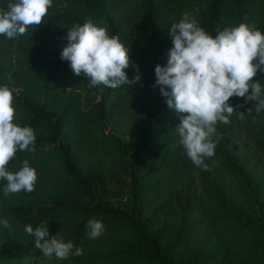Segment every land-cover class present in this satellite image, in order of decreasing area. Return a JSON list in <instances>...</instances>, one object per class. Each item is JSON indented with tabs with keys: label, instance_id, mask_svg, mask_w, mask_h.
Returning a JSON list of instances; mask_svg holds the SVG:
<instances>
[{
	"label": "trees",
	"instance_id": "16d2710c",
	"mask_svg": "<svg viewBox=\"0 0 264 264\" xmlns=\"http://www.w3.org/2000/svg\"><path fill=\"white\" fill-rule=\"evenodd\" d=\"M10 2L14 3L15 0H0V9H6ZM163 2L164 10L160 12L153 0H53L52 7L40 25L29 26L24 35L13 39L0 35V86L7 85L13 92L14 123L31 127L36 136L35 152L18 150L7 168H18L25 159L51 152L57 156L65 175L72 182L69 198L34 207L0 202V209L22 229L25 225H31L33 229L46 225L50 236L59 233L65 242L72 241L76 247L82 248L83 254L70 256L66 260L68 264H169L165 260L166 254L179 236L175 235L167 243H161L157 234L146 228L147 217L138 212L140 192L136 184V171L146 164L147 157L127 150L126 145L107 127L106 111L112 100L125 96L133 89L155 83V66L166 65L168 49L172 47L168 33L172 23L178 22L183 13L189 12L213 38L219 31L240 23L255 26L264 34L261 29L264 0ZM192 2L194 5L190 7ZM86 19H91L96 26L106 28L110 36H117L126 48L129 47V57L139 69L140 81L115 89L103 85L89 88L83 74L75 76L71 71V78L83 91L80 99L77 95L72 96L60 106L36 101L39 87L50 84L51 77L47 75L43 82L38 79L29 80L31 63L53 58L69 65L68 61L60 59L62 47L67 44V29L77 23L83 25ZM5 60L29 61L26 71L20 72L17 67V71L14 70L12 74L13 81H7L2 67ZM125 72L129 80L137 74L131 66ZM253 81H259L264 86V73L257 71ZM110 93L111 98L108 97ZM232 98L237 112L253 109L245 113L243 120L236 114V118L230 117L228 125L219 122L216 125L217 132L223 138L217 144L214 156L209 159L220 162L228 171L234 165L233 147L229 140L238 125L264 157V110L257 115L254 109L256 101L245 103L244 97ZM80 101L81 108L72 104H80ZM237 105L243 107L237 108ZM80 126H94L96 137L105 140L117 151V181L125 184L127 189L122 206L114 205L107 196L108 182L103 171L97 169L92 173L82 172L70 157L65 132L71 127ZM169 140L173 142L174 136ZM175 147L171 151L172 156H180L185 150L179 142ZM110 178L115 180L112 175ZM198 184L204 197L205 211L202 215L205 219L231 228L233 234L254 228L259 231L264 242V215L250 217L248 223L239 230L237 222L230 215L229 201L220 181L207 171H199ZM192 193L189 195L192 196ZM90 219L102 222L104 229L113 235L108 239H100L102 235L97 239H89L86 224Z\"/></svg>",
	"mask_w": 264,
	"mask_h": 264
},
{
	"label": "rangeland",
	"instance_id": "374dc122",
	"mask_svg": "<svg viewBox=\"0 0 264 264\" xmlns=\"http://www.w3.org/2000/svg\"><path fill=\"white\" fill-rule=\"evenodd\" d=\"M153 1L163 12V0ZM193 5L194 2L190 7ZM261 29L264 33V21ZM28 61H3L7 81H13L12 74L17 67L20 72L26 71ZM31 64L29 80L43 82L47 75L51 77L50 84L39 87L36 101L60 106L72 96L77 95L80 99L83 95L81 87L70 76L72 70L69 65L53 58ZM153 84L133 89L125 96L112 100L106 117L107 127L128 151L147 157L146 164L136 171L140 192L138 212L148 218L146 228L155 232L161 243L179 236L176 243L170 246L165 260L169 264H264V242L259 231L253 228L233 234L231 228L205 219L202 215L205 202L198 184L199 171H207L220 181L229 201L230 215L241 230L250 217L264 215V157L251 144L240 125L234 129L229 140L234 154L231 171L208 157L204 158V163L209 170L195 166L185 150L180 156H172L171 151L179 142L174 129L180 123L182 114L167 106V98L161 95L159 86L152 87ZM72 104L81 108V101L80 104ZM229 104L236 111L232 97ZM235 116L236 113H233L231 118ZM171 136H174L173 142L169 140ZM65 143L80 171L92 173L100 169L104 172L108 182L107 196L114 205L122 206L127 189L125 184L117 181V151L105 140L96 137L94 126L69 128L65 132ZM28 161L37 173L35 190L5 196L3 189L7 182L0 180V202L34 207L70 197L72 182L54 153H43ZM20 167L10 171H18ZM111 175L117 182L110 178ZM191 191L192 196L189 195ZM4 219L9 220L11 227L6 229L0 224V264H68L55 255L51 258L43 256L42 250L35 247L34 238L0 209V220ZM111 235V231L105 230L100 239H108Z\"/></svg>",
	"mask_w": 264,
	"mask_h": 264
},
{
	"label": "clouds",
	"instance_id": "9594fccd",
	"mask_svg": "<svg viewBox=\"0 0 264 264\" xmlns=\"http://www.w3.org/2000/svg\"><path fill=\"white\" fill-rule=\"evenodd\" d=\"M52 3L53 0L8 3L6 9H0V35L8 39L24 35L29 26L42 23ZM168 33L172 47L168 49L166 65L155 66L152 87L159 86L161 95L167 98V106L182 114L174 130L187 157L195 166L209 170L204 158L214 156L223 138L217 132V123L228 125L233 113L243 120L245 113L253 109L234 111L230 98L244 97L245 103L256 101L257 115L264 110V86L253 81L257 71L264 73V34L255 26L240 23L219 31L213 38L189 12L172 23ZM65 39L67 44L62 47L60 59L68 61L75 76L83 74L89 88L103 85L115 89L140 81L139 69L129 57V47L91 19L67 29ZM130 66L137 73L132 80L125 72ZM14 118L13 92L7 85L0 86V180L7 182L3 189L5 196L31 193L37 182L36 170L26 159L18 171L7 168L18 150L35 152L34 130L14 123ZM0 224L6 229L11 227L8 219L0 220ZM86 228L89 239H97L105 231L103 223L96 219H90ZM23 231L34 238L35 247L48 258L55 255L57 259L67 260L83 254L82 248L72 241L65 242L59 233L50 236L46 225L35 229L25 225Z\"/></svg>",
	"mask_w": 264,
	"mask_h": 264
}]
</instances>
